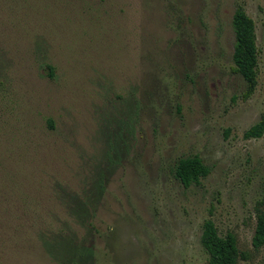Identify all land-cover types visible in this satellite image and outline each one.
<instances>
[{"label":"rangeland","instance_id":"rangeland-1","mask_svg":"<svg viewBox=\"0 0 264 264\" xmlns=\"http://www.w3.org/2000/svg\"><path fill=\"white\" fill-rule=\"evenodd\" d=\"M237 8L259 50L247 100ZM263 115L264 0H0V264H57L33 238L38 209L92 264H209L210 218L249 253L239 264H264V137H244ZM194 156L211 173L185 188L175 169Z\"/></svg>","mask_w":264,"mask_h":264},{"label":"trees","instance_id":"trees-1","mask_svg":"<svg viewBox=\"0 0 264 264\" xmlns=\"http://www.w3.org/2000/svg\"><path fill=\"white\" fill-rule=\"evenodd\" d=\"M232 24L235 33L234 71L241 75L246 83V92L243 98L247 100L253 96L258 85L259 50L256 41V26L253 19L242 8L235 10ZM49 70L50 76H52L54 68L49 66ZM50 125L53 127L52 121H50ZM244 137L246 139L264 137V115L245 133ZM210 173L211 169L203 163L202 159L194 156L179 160L174 175L185 188H189L193 185H200L201 180ZM75 205L72 210L75 221L80 227L83 222H87L84 226L86 230L88 227H93L92 220L95 218V213L91 212V209L94 208V205L81 203L80 200ZM212 214L213 211L210 210V216ZM34 216L36 224L32 226L33 238L38 240L46 255H50L57 264H92L93 252L91 249L77 245L74 242V237L59 227L52 229L48 219L45 220L43 215L40 217L39 209L34 212ZM61 217H64V209L53 210L51 219L61 221ZM256 221L252 245L254 251L259 252L264 249V209L262 205L256 207ZM38 224L40 226H37ZM201 244L209 255V264H239L241 260L250 259L249 253L240 250L236 235L228 233L226 237H221L211 218L206 220L203 225ZM0 257L3 261L4 256L0 255Z\"/></svg>","mask_w":264,"mask_h":264}]
</instances>
